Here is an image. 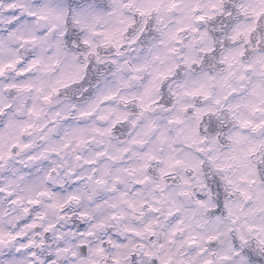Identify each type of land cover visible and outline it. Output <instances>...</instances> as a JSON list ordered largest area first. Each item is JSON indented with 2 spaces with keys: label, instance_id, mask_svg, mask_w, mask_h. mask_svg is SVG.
I'll list each match as a JSON object with an SVG mask.
<instances>
[{
  "label": "snow or ice",
  "instance_id": "6c2138e0",
  "mask_svg": "<svg viewBox=\"0 0 264 264\" xmlns=\"http://www.w3.org/2000/svg\"><path fill=\"white\" fill-rule=\"evenodd\" d=\"M0 264H264V0H0Z\"/></svg>",
  "mask_w": 264,
  "mask_h": 264
}]
</instances>
